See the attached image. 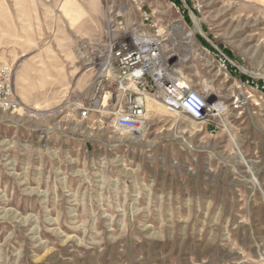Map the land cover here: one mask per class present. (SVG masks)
I'll return each mask as SVG.
<instances>
[{
	"label": "rangeland",
	"instance_id": "obj_1",
	"mask_svg": "<svg viewBox=\"0 0 264 264\" xmlns=\"http://www.w3.org/2000/svg\"><path fill=\"white\" fill-rule=\"evenodd\" d=\"M135 31L205 118L151 96L138 132L116 100L82 116ZM0 64L21 102L0 110V264H264V0H0Z\"/></svg>",
	"mask_w": 264,
	"mask_h": 264
},
{
	"label": "built area",
	"instance_id": "obj_2",
	"mask_svg": "<svg viewBox=\"0 0 264 264\" xmlns=\"http://www.w3.org/2000/svg\"><path fill=\"white\" fill-rule=\"evenodd\" d=\"M159 36L158 31L155 35L135 31L129 41L110 47L108 56L98 64V90L90 106L84 108V118L90 111L116 100L114 124L138 132L148 113L147 96L161 102L173 113H186L194 120L206 117L209 107L205 95L171 75V68L162 55ZM214 53L220 68L232 70L237 66L220 49L215 48ZM256 88L264 89V80L256 82ZM20 109L13 65L0 64V110L18 112Z\"/></svg>",
	"mask_w": 264,
	"mask_h": 264
},
{
	"label": "bare ground",
	"instance_id": "obj_3",
	"mask_svg": "<svg viewBox=\"0 0 264 264\" xmlns=\"http://www.w3.org/2000/svg\"><path fill=\"white\" fill-rule=\"evenodd\" d=\"M155 100V99H154ZM148 106L150 105V98L147 96ZM219 106V105H218ZM210 111V108L208 109Z\"/></svg>",
	"mask_w": 264,
	"mask_h": 264
}]
</instances>
